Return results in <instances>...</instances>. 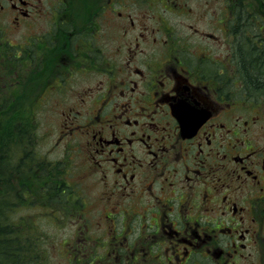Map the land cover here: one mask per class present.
<instances>
[{"label": "flooded vegetation", "instance_id": "1", "mask_svg": "<svg viewBox=\"0 0 264 264\" xmlns=\"http://www.w3.org/2000/svg\"><path fill=\"white\" fill-rule=\"evenodd\" d=\"M255 60L264 0H0V112L32 147L12 171L25 254L264 264ZM40 110L59 112L52 147L19 119Z\"/></svg>", "mask_w": 264, "mask_h": 264}, {"label": "rangeland", "instance_id": "2", "mask_svg": "<svg viewBox=\"0 0 264 264\" xmlns=\"http://www.w3.org/2000/svg\"><path fill=\"white\" fill-rule=\"evenodd\" d=\"M29 114L34 119L33 124L35 125L34 132L31 131L30 135H39L42 147H52L59 130L57 128L60 121L59 112L40 110ZM10 115V112H0V120H4L2 124L0 123V264H33V262L35 264H68L66 256L54 253L51 255H30L29 257L22 249L25 246L24 243L17 238V230L12 222V216L17 209L19 188L17 184L19 182L15 181L14 172L16 171L17 161L22 162L20 153L31 151L32 147L25 145L20 146L18 149V146L10 143L7 136L11 132V128L4 127V123L10 120ZM47 126H51L49 133ZM46 133L47 139H44L43 135ZM31 146L34 145L31 144ZM53 151L56 154L61 153L63 145L56 146ZM12 171H14L13 175Z\"/></svg>", "mask_w": 264, "mask_h": 264}, {"label": "trees", "instance_id": "3", "mask_svg": "<svg viewBox=\"0 0 264 264\" xmlns=\"http://www.w3.org/2000/svg\"><path fill=\"white\" fill-rule=\"evenodd\" d=\"M251 62H252V66L255 68V74L260 75V76L264 75V62L261 60H255V61H251ZM11 120H12V117H10L9 121H11ZM6 122H8V121H6ZM0 164H1V161H0Z\"/></svg>", "mask_w": 264, "mask_h": 264}]
</instances>
